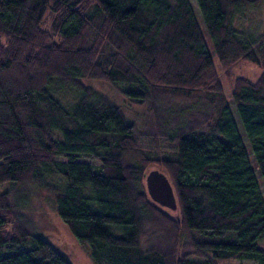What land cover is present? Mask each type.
<instances>
[{
	"label": "trees",
	"instance_id": "16d2710c",
	"mask_svg": "<svg viewBox=\"0 0 264 264\" xmlns=\"http://www.w3.org/2000/svg\"><path fill=\"white\" fill-rule=\"evenodd\" d=\"M252 1L196 0L247 150L190 0H0V183L46 191L94 264H264V31L232 23ZM84 78L123 84L149 126ZM149 165L175 208L149 195ZM29 233L0 192V264H71Z\"/></svg>",
	"mask_w": 264,
	"mask_h": 264
},
{
	"label": "rangeland",
	"instance_id": "374dc122",
	"mask_svg": "<svg viewBox=\"0 0 264 264\" xmlns=\"http://www.w3.org/2000/svg\"><path fill=\"white\" fill-rule=\"evenodd\" d=\"M190 2L193 6L198 23L203 29L206 47L221 81L222 90L225 94L234 121L248 150V139L236 111L235 103L231 98L229 84L224 77L218 58L213 50L212 41L203 25L196 0H190ZM232 23L237 29H245L246 31L254 33L253 35L263 32L264 0H258L257 2L252 1L244 4L241 10L234 14ZM240 31L245 33V31ZM232 71L235 76L239 75L253 81L258 77L261 69L256 64L238 61L233 64ZM82 81L105 95L112 104L120 109L126 120L133 122L138 129H146L149 126L150 120L144 106L132 103L128 99L127 95L121 91V86L123 84L118 83L114 85L107 81L88 78H84ZM146 168V176L150 171H157L159 169H157L155 165H149ZM256 176L259 180L262 192L264 193L263 183L257 171ZM4 190H8L12 195V199L18 203L19 210L23 213V218L29 226V237L34 234L45 238L57 250L64 253L71 264H94L88 255L86 245L80 243L76 239L68 230L65 223L56 214L52 198L46 191L40 190L33 185L16 186L11 181L0 183V192ZM30 245L29 241H26L22 245V248H29ZM261 246L264 248V237L261 240ZM243 261L245 263H250L248 260Z\"/></svg>",
	"mask_w": 264,
	"mask_h": 264
},
{
	"label": "water",
	"instance_id": "95a60500",
	"mask_svg": "<svg viewBox=\"0 0 264 264\" xmlns=\"http://www.w3.org/2000/svg\"><path fill=\"white\" fill-rule=\"evenodd\" d=\"M149 195L162 205L175 208L176 201L168 178L161 172L150 171L146 176Z\"/></svg>",
	"mask_w": 264,
	"mask_h": 264
}]
</instances>
